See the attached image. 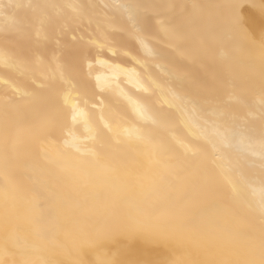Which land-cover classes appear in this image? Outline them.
<instances>
[{"label":"bare ground","instance_id":"obj_1","mask_svg":"<svg viewBox=\"0 0 264 264\" xmlns=\"http://www.w3.org/2000/svg\"><path fill=\"white\" fill-rule=\"evenodd\" d=\"M262 34L264 0H0V264H264Z\"/></svg>","mask_w":264,"mask_h":264},{"label":"snow or ice","instance_id":"obj_2","mask_svg":"<svg viewBox=\"0 0 264 264\" xmlns=\"http://www.w3.org/2000/svg\"><path fill=\"white\" fill-rule=\"evenodd\" d=\"M261 42L264 43V34L261 35ZM62 87V81L52 80L47 85V90L43 94H34L32 96V103L35 106H44L47 105L52 97L57 94ZM262 206H264V201H262Z\"/></svg>","mask_w":264,"mask_h":264}]
</instances>
